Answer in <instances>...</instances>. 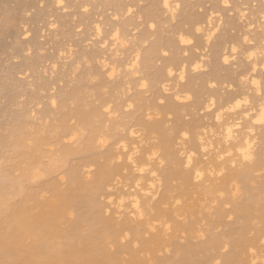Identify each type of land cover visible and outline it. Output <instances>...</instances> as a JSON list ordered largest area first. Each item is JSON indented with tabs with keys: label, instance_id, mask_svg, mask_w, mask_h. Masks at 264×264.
<instances>
[{
	"label": "bare ground",
	"instance_id": "obj_1",
	"mask_svg": "<svg viewBox=\"0 0 264 264\" xmlns=\"http://www.w3.org/2000/svg\"><path fill=\"white\" fill-rule=\"evenodd\" d=\"M141 1L137 17L148 27L179 16L170 26L176 36L158 31L160 45L143 52L137 44L150 31L128 34L138 27L125 16ZM225 8L233 14H221ZM96 9L112 12L96 19ZM0 10V108L10 125L2 132L0 119V264H264V174H254L264 169V123L256 122L264 108V0H0ZM74 16L91 44L77 42L79 53L58 40L74 37ZM58 25L66 29L56 32ZM82 58L91 63L83 72ZM76 69L80 84L63 90L59 83ZM91 77L96 83L84 85ZM225 82L239 89L224 92ZM57 107L65 110L59 117ZM106 123L117 151L102 138ZM76 136L75 146L63 141ZM173 189L181 203L192 191L223 197L174 207ZM124 233L134 244L121 242Z\"/></svg>",
	"mask_w": 264,
	"mask_h": 264
},
{
	"label": "rangeland",
	"instance_id": "obj_2",
	"mask_svg": "<svg viewBox=\"0 0 264 264\" xmlns=\"http://www.w3.org/2000/svg\"><path fill=\"white\" fill-rule=\"evenodd\" d=\"M50 1H52V0H50ZM193 1H194V0H193ZM144 4H145V1H143V2H142V1H141V2H138V4H137L135 7H133L132 12H129L130 14L127 13V15H125L126 17H132V20H133V21L135 22V24H136L135 27H138V28H135V29H134V25H133L132 27L130 26L131 28H133V30H132V29L130 30V27H129L130 33H128V34H134L133 36L136 37V38H138L142 30H146V29H147V33L150 31L149 34H150L151 36L148 34V38L145 39L146 41H144V43H143V42H142V44H141V43H138V42L136 41L137 39H136V38L134 39V42L136 41L138 44H140V45H138V44L135 42V43L137 44V46H139V48H141V49H139L140 52H143L145 49H147L148 46H150V44H153V43H155V42L158 41V38H157V37H158V33H159L161 30H163V31H161V33H163V34H162L163 36H166V35L176 36V35H173L172 32H170V29H171L170 26L175 25L176 22H177L178 19H179V16H176V17H178V18L175 17V19H173V21H171L173 24L169 21V22H168V25L166 24L167 22H166V23H165V22H162V21H163V20H162L161 22H162L163 24L160 23V24L162 25L161 27H160V25H157V24H159V21L157 20V21H155V22L153 23V27H152V26H151V27H148L149 25L146 24L147 22L145 21V19H144L143 17H140V15H139V17H137V15H138L139 13H141V10L143 9V7L146 6V4H145V5H144ZM204 4H205L206 6H203V8H202L203 10L208 9V8H210V6H211V4H210L209 1L205 2ZM139 6H141V8H140ZM142 6H143V7H142ZM227 6H228V5H227ZM229 6H230V4H229ZM229 6H228V7H229ZM89 8H91V7H88V9H89ZM68 9H69V8H68ZM68 9H64V12H66V11H67V12H68V11H71V10H68ZM202 9H200V11H202ZM101 10H102V9H101ZM92 11H94V12L97 11V12L93 15V17L96 18V19H97V18H100V19H101V18L103 17L102 15H103L104 13H107V15H108V14H110V13L112 12V10H111V11H110V10H106V12H103V14H101L102 12L100 11V9H99V10L96 9V10H92ZM92 11L89 10V13L92 12ZM99 11H100V12H99ZM133 11H134V12H133ZM135 11H136V12H135ZM137 11H138V12H137ZM1 12H2V10H0V13H1ZM108 12H109V13H108ZM233 12H234V10H233V11H228V8L222 9V10L220 11V13L223 14V15H225L226 13H228V14H233ZM131 13H132V14H131ZM134 13H135V14H134ZM91 14H93V13H91ZM96 14H97L98 16H97ZM160 14H161V15H160V16H161L160 19H162V17H164V16H166L164 19L167 18V14L165 15V14L162 12V10H160ZM162 14H163V15H162ZM4 15H6V13H4V12L1 13V16H4ZM104 15H105V14H104ZM177 15H178V14H177ZM104 17H105V16H104ZM50 18H51V19H50ZM74 18H75V16H74ZM74 18H73L72 21H71V25H72V27H73V31H74V37H72L71 41L69 40V41L65 42V41L67 40V38L64 37L63 34H59L60 37H59V35H58V37H59L58 40H59V41H63V38H64V43H65V44L67 43L66 45H64V47H67V45L70 46V45L72 44L71 50H75L76 52H77L78 48H80L79 46L76 47L77 44H78L77 42H80V44H79L80 46H84V45H86V44H89L88 46L86 45L87 47H85V46L82 47V48L85 49V50H89V48H91V46H90L91 44H90V43H87V41L83 40V39L85 38V35H84V34H81V33H82L81 31H82V29L84 28V26H83V25H80V26H79V25H78L79 23H78V21H77V18H75V19H74ZM141 18H142L143 20H142ZM52 19H53V17H49V18H48V20H52ZM96 19H95V20H96ZM134 19H135V20H134ZM76 21H77V22H76ZM101 21H102V23H101V27H103V25L105 24V23L103 24L104 19L101 20ZM98 22H100V21L98 20ZM104 22H105V21H104ZM142 22H144V23H142ZM164 23H165V24H164ZM174 23H175V24H174ZM40 24H41V23H40ZM75 24H76V25H75ZM137 24H138L139 26H138ZM42 25L45 26V24H42ZM165 25H166L168 28H167ZM44 26H43V28L46 29L47 26H45V27H44ZM74 26H75V27H74ZM155 26L158 28V30H157V28H156ZM158 26H159V27H158ZM57 27H58V28L56 29V32L58 31L59 33L66 29L65 27H64L65 29L62 28L60 25H58ZM76 27H77V28H76ZM172 27H173V26H172ZM186 27H187V25H185V28H186ZM60 28H62V29H60ZM106 28H107V27L104 26L105 31L101 32V34L104 35L105 32L109 30V26H108V28H107L108 30H107ZM160 28H161V29H160ZM162 28H163V29H162ZM44 29H43V30H44ZM140 29H141V30H140ZM159 29H160V30H159ZM78 30H79V31H78ZM102 30H103V29H102ZM139 30H140V31H139ZM154 30H155V31H154ZM46 31H47V30H46ZM46 31H45V32H46ZM132 31H133V32H132ZM134 31H135V32H134ZM158 31H159V32H158ZM167 31H168V32H167ZM77 32H78V33H77ZM79 32H80V33H79ZM90 32H91V31L89 30V33H90ZM139 32H140V33H139ZM165 32H166V33H165ZM46 33H48V31H47ZM76 33H77V34H76ZM89 33H88V34H89ZM156 33H157V34H156ZM169 33H170V34H169ZM171 33H172V34H171ZM80 34H81V35H80ZM101 34H100V35H101ZM137 34H138V36H137ZM152 34H153V35H152ZM103 35H102V37H103ZM106 35H107V33L105 34L104 37H106ZM61 36H63V37H61ZM81 36H82V37H81ZM133 36L128 35V38H130L129 41L126 40L127 38H125V40H126L127 42H130V40H131L132 38H134ZM149 36H150V37H149ZM155 36H156V37H155ZM86 38H87V37H86ZM86 38H85V39H86ZM97 38H98V37H97ZM97 38H96V39H97ZM99 38H101V37L99 36ZM94 39H95V38H94ZM72 40H73V41H72ZM82 40H83V41H82ZM132 40H133V39H132ZM132 40H131V41H132ZM72 42H73V43H72ZM84 42H86V43H84ZM152 42H153V43H152ZM75 43H76V44H75ZM81 43H83V44H81ZM135 43H134V46L136 47ZM125 44H126V45H125L126 48L128 49L127 46H129L130 43H128V45H127V43H125ZM132 44H133V42H132ZM147 44H148V45H147ZM157 44L160 45V42L158 41ZM73 45H76V46H73ZM47 46H48V45H47ZM131 46H132V45H131ZM131 46H130V49H131ZM134 46H132V49H135ZM145 46H146V47H145ZM161 46H162V47H161ZM161 46H160V48H161V50H163V51L161 52V55H163L162 57H164V58L169 57V56L171 55V49L168 48L167 46H164V45H161ZM144 47H145V48H144ZM164 47H165V49H162V48H164ZM126 48H125L124 51L128 52V51L126 50ZM137 48H138V47H137ZM80 49H81V48H80ZM80 49H79V50H80ZM130 49H129V50H130ZM142 50H143V51H142ZM75 51H74V52L72 51V53H73V54H76ZM77 53H79V51H78ZM73 54H72V55H73ZM210 54H211V53L208 52L207 58L210 57ZM72 55L69 57V58H71V60H73V58H75L74 56H76L77 54H76V55H73V58H72ZM124 55H125V53H124ZM186 55H188V51L183 52V53L180 54L181 57H184V56H186ZM69 58H68V60H69ZM121 58H123V57L121 56ZM66 59H67V58H66ZM82 59H83V60H82ZM82 59H81L82 62L80 61V62H81L80 66H79V64H78V66H79V67H78V68H79V71L86 70V68H88V67L91 66V65H90L91 63H90V62H87L84 58H82ZM233 59H235V58H233ZM68 60H66L67 63H68ZM71 60H69V61H71ZM160 60H161V58H160ZM160 60H159V59H156V64H157V65L161 64V61H162V60H161V61H160ZM231 61H234V60H231ZM231 61H230V62H231ZM235 61H236V60H235ZM84 62H85V63H84ZM231 63H232V62H231ZM82 66H83L84 68H83ZM232 66H233V65H232ZM234 66H235V65H234ZM78 68H77V69H78ZM77 69L75 70V72L73 71V72H74L73 75H74L75 77L72 76V75L70 76L71 73H69V76L67 77V79H70L69 77L72 78V79L68 80V81H70L69 83H66V84H65V82H60V83H59V85H60L61 87H63V90H65V91L68 90V91H69L73 86L76 85V83H78L77 85L80 84V81H81V78H80L81 76H80V75H81V73H82L83 71H82L79 75H77V74L79 73V71H77ZM205 69L207 70V68H204V69H202V70H205ZM119 70H120V69H119ZM262 70L264 71V69H262ZM75 73H76V74H75ZM222 73H224V72H222ZM136 75H138L139 77L136 76ZM136 75H134V78H135V77H136V79H137V78H138V79H139V78H140V79L142 78V75H141L140 73H137ZM77 76H78V77H77ZM82 76H83V75H82ZM73 78L76 79V80H74ZM79 78H80V79H79ZM77 79H79V80H77ZM140 79H139V80H140ZM74 81H75V82H74ZM78 81H79V82H78ZM84 81L86 82L87 80H84ZM94 81H95V83H96L97 79H96L95 77H91V78H90V81H88V83L86 82L87 84L84 83V85H89V87H91V86H93V85L95 84ZM141 81H142V80H141ZM90 82H91V83H90ZM92 83H93V84H92ZM71 84H72L73 86H72ZM62 85H63V86H62ZM66 85H67V86H66ZM90 85H91V86H90ZM222 85H223V88H222L223 90H222V91H224V92L227 91V90H229V91H231V90H234V91H235V90H236V91H237V89H239V88L235 89L236 87H233V88H232L231 86L227 85L226 82H225L224 84H222ZM60 86H59V87H60ZM214 86H216V85H214ZM217 86H218V84H217ZM224 86H225L226 88H225ZM234 86H236V85H234ZM237 86H238V85H237ZM69 87H70V88H69ZM228 87H231V88H228ZM64 88H65V89H64ZM143 88H144V90H145L146 87H143ZM143 88H142V87H139V88L137 87L138 90H139V89H143ZM224 88H225V89H224ZM230 89H231V90H230ZM88 90L90 91V89H88ZM104 90H105V91H104ZM107 90H108V88H104V89H102L101 91H102V92L104 91L105 96L108 97L107 101L109 102V105H110V107L112 108V107H114L113 105L115 104L116 101H115V99H113V98H114L113 96H112V97H109V94L106 92ZM261 90H262V91H260V93H261V94L263 93V95H264V86L261 88ZM86 91H87V90H86ZM86 91H85V92H86ZM236 91H235V92H236ZM87 92H88V91H87ZM90 92H91V94H92L94 91H93V92L90 91ZM133 92H134V89H132V90H130L128 93H126L127 96H126V95H125V96L122 95L123 97H122L121 101H122V100H125V99H126L127 97H129V96H132ZM94 93H95V92H94ZM166 93H168V92H166ZM169 93H170V92H169ZM86 94L88 95V93H86ZM91 94H90V98L88 97L89 100H91V101L93 100L92 103L94 102L95 104H100L99 101H97L98 99H95V97H97V96H95L96 94H95V95L92 94V96H91ZM87 95H86V96H87ZM145 95H146V96H149V93H148V92H145ZM263 95H261V96H259V97H262ZM88 96H89V95H88ZM26 97H27V95H24V96H23V98H26ZM92 97H93V98H92ZM106 97H105V98H106ZM263 97H264V96H263ZM23 98H22V97L19 98L20 101H23V100H24ZM109 98H110L111 100H109ZM25 100H26V99H25ZM95 100H96V102H95ZM113 100H114V101H113ZM188 100L191 101V100H192V97L190 96V97L188 98ZM1 101L3 102L4 100L2 99ZM186 102H187V101H186ZM112 103H114V104H112ZM134 103H135V102H134ZM136 103H137V101H136ZM136 103H135V104H136ZM137 104H138V103H137ZM73 106H74V103H73L72 101H70V102H69V107H73ZM131 106H132V110H133V109H134V105H133V103H132ZM14 107H15V106H12V107H11L12 110L16 108V107H15V108H14ZM214 107H215V106H214ZM128 109L131 110V107L128 108ZM128 109H124V108H123L124 111H125V110L127 111ZM102 110H105V109H102ZM1 111H2V109L0 108V116H1L0 119L2 120L1 122L3 123V124L1 123V124H2V126H1L2 129H1V130H2V132H5V133H6V132L8 131V129H9L10 125L8 124V121H7V119H6L7 115H6V114H3V116H2V112H1ZM60 111L63 112V111H65V110L60 109V108L57 107V108L55 109V112H54V113H55V114L58 113V114H56V115L59 117V115H60V114H59ZM128 111H129V110H128ZM120 113H121V111H119V113H116V115H119ZM55 114L52 115L51 118H50L49 120H51L52 118H54V116H56ZM197 115H199L198 117H200V115H202V114H197ZM197 115H196L195 117H197ZM57 116H56V118H57ZM151 116H152V117H159L158 115L156 116L155 114H153V115H151ZM2 117H3V118H2ZM167 117H168L169 119H172V118H173L172 115H168ZM206 117H207V118H206ZM206 117H205V119H202V121H203V120H206V121H208V122H209V120L211 121L210 116L208 117V116L206 115ZM119 118H120L119 116L116 117V119H119ZM183 118H184V120L186 119V120H185L186 122H188V120H191L192 116H191L190 114H187V115L185 114V116H184ZM47 120H48V119H47ZM49 120H48V121H49ZM119 120H120V121H122V120H123V121H126V120H124V119H122V120L119 119ZM131 121L133 122V120H131ZM131 121H130V122L128 121L129 123H128V122H126V123L133 125L134 122L132 123ZM73 122L75 123V121H74L73 119L69 121L70 124L72 123L71 125L74 124ZM106 124H107L106 127H104V129H103V130H106V131L103 132V136H102V138H103L104 140H106V143H107V144L105 143L106 146H107V145H114V147H115L114 150L117 151L118 149H116L117 144L115 145V140H114V139H111V138H108V136H107V133L109 132V129H108V123H106ZM128 124H126V125H128ZM134 124H135V123H134ZM126 125H125V126H126ZM131 125H130V126H131ZM128 126H129V125H128ZM132 127H133V126H131V129H132ZM135 127H137V125H135ZM135 127H133V128H135ZM198 127H200V126H198ZM137 128H138V127H137ZM200 128H201V127H200ZM200 128H199L198 130H201ZM214 128H215V127H214ZM124 129H125V127H124ZM138 129H139V128H138ZM107 130H108V131H107ZM196 130H197V129H196ZM196 130H195V132L198 131V130H197V131H196ZM201 131H202V130H201ZM105 132H106V136H105ZM124 132H125V131H123L122 133H124ZM199 132H200V131H199ZM104 136L106 137V139H105ZM178 136H179V135H178ZM188 137H189V136H187V137L185 138V140H187ZM32 138H33V135H28L27 143L30 144V145L32 144ZM67 138H68V137H67ZM67 138L63 139V141H65V143H71V144H74V146L77 145V144H80V142L78 141V140H80V137H78V136H76V137H74V138H72V139H69V138L67 139ZM78 138H79V139H78ZM109 139H110V140H109ZM110 141H111V143H110ZM152 141H153V140H152ZM154 141H156V140H154ZM78 142H79V143H78ZM99 144H100V143H99ZM56 147H57L56 145H51V146L49 145V146H45L44 149L47 150V151H49V152L51 151V153H55V154H57ZM101 148L103 149L104 147H101ZM117 148H118V147H117ZM99 149H100V148H99ZM55 151H56V152H55ZM37 154H39V153L37 152ZM55 154H54V155H55ZM45 160H46V159H45ZM94 169H95V167H90V171H92V170H94ZM86 170H88V169H86ZM14 173H15V175H16V174H19V171H17V172L15 171ZM254 174H255V176L258 177L257 179H259V177L262 176V175L264 174V169L258 170V171H256V172H254ZM57 178H59L58 180L61 181L60 184H61L62 187H63V185L66 184V183H65L66 178H64V177L62 176V174L60 175L59 173H58V175H57ZM89 178H90V177H88V179H89ZM120 179H121V177H120ZM143 181H144V182H143ZM178 181H179V182H178ZM141 182H143L144 184L146 183L145 179H144V180L142 179ZM143 183H141V184H143ZM179 183H180V180H179V179H176V180H173V181H172V185H173L174 187H177V185H178ZM144 184H143V185H144ZM174 184H175L176 186H175ZM179 185H180V184H179ZM64 187H65V186H64ZM64 187H63V188H64ZM173 190H174V189H173ZM173 190H172L171 192L168 193V194H169L168 196H170V197H169V199H170V200H169V203H171L172 201H177V200H175L176 198H174V197H177V192H176L177 189L174 190V191H173ZM172 192H173V193H172ZM189 193H190V195L188 196V197H190V199L188 198L189 201H188V200L184 201V202L188 203V205H192V203H193L195 197H197V198L199 197V199L196 198L195 201H194V203H195V202L199 203L198 200H200V199L202 198V202H201V203H203V204H204V203H206V204H207V203H210V204H211L212 202H210V201H211L213 198L218 199V198H222V197H223V194H222V195H221V194L219 195V193H214V194H212V195H211L210 193H206L207 195L203 193L204 196H203L202 194H200V193H198V192H194V191L189 192ZM197 193L199 194V196H198ZM170 194H171V195H170ZM193 194H194V195H193ZM44 195H47V196H48V194H44ZM175 195H176V196H175ZM200 195H202V196H200ZM219 196H220V197H219ZM171 198L174 199V200H172ZM177 198H178V197H177ZM181 200H182V199H181ZM183 200H184V199H183ZM204 200H205V201H204ZM170 201H171V202H170ZM184 202L182 201V203H181V201L179 200V201H177V203H176L175 205H173V206H174V207H175V206L177 207V205L181 206L182 204H184ZM189 203H190V204H189ZM194 203H193V204H194ZM195 204H196V203H195ZM213 204H214V203H212L211 205H213ZM170 205H171V204H170ZM168 206H169V205H167V204H166V205H165V204L163 205V207H165V208L168 207ZM148 217H149V216H146V218H148ZM151 217H152V216H150L149 218L151 219ZM185 217H186V218H185ZM185 217H184V219H188L187 216H185ZM150 219H149V220H150ZM177 219H179V221H180V220L183 219V216H182V217H177ZM159 220H160V219H159ZM161 220H165V218H163V219H161ZM201 222H202V224L199 223V225L201 224L200 226H201L202 229H203V228L205 227V226L203 227V223H204V221H201ZM155 224L157 225L158 223H155ZM158 225H159L160 227H162L160 224H158ZM200 226H199V227H200ZM160 227H159V228H160ZM217 230H220V229H217ZM168 231H170V230H168ZM168 231H166V232H168ZM168 233L170 234V232H168ZM178 234H179L180 241H184L185 238H186V234H184V233H181V235H180V233H178ZM251 234H252V233H251ZM181 236H182V238H181ZM183 238H184V239H183ZM130 240H132V239H131V236H130L129 234H127V233H124L123 238L121 239V242H122V243H126V242L128 243V242H130V243H131L132 241H130ZM132 243H133V242H132ZM133 244H134V243H133ZM134 247H136V245H134ZM262 247H263V249H264V246H262ZM261 249H262V248H261ZM168 250H169V249H168ZM256 251H258V250H256ZM164 252H166L165 254H167L168 251H167V250H166V251L164 250V251H161L159 254L161 255V254H163ZM168 253H169V252H168ZM140 255L143 256V257H147V254L144 253V252L140 253ZM123 256H125L124 258H128V256L125 255V254H123Z\"/></svg>",
	"mask_w": 264,
	"mask_h": 264
},
{
	"label": "snow or ice",
	"instance_id": "obj_3",
	"mask_svg": "<svg viewBox=\"0 0 264 264\" xmlns=\"http://www.w3.org/2000/svg\"><path fill=\"white\" fill-rule=\"evenodd\" d=\"M165 6L167 7V4H165ZM233 51H235V49H233ZM225 62L227 63V60H225ZM253 83L255 84L256 82L253 81ZM244 102L246 103L247 101H244ZM240 103H241L240 101H237L236 107H239ZM256 122L264 123V108H262L261 113H260V118Z\"/></svg>",
	"mask_w": 264,
	"mask_h": 264
}]
</instances>
